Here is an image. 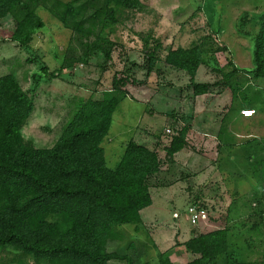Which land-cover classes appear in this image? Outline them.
I'll return each instance as SVG.
<instances>
[{
  "label": "rangeland",
  "instance_id": "374dc122",
  "mask_svg": "<svg viewBox=\"0 0 264 264\" xmlns=\"http://www.w3.org/2000/svg\"><path fill=\"white\" fill-rule=\"evenodd\" d=\"M31 1L43 27L27 47L8 40L13 17L0 20V76L13 75L32 99L20 132L23 139L34 148L51 147L78 104L100 99L115 77L126 81V97L112 113L100 143L104 166L116 165L129 140L155 151L160 162L158 172L146 181L151 204L139 212L136 229L129 224L116 227L118 239L105 250L128 256L132 264H157L159 253H171L187 237L225 228L230 259L264 264V81L245 74L252 67V41L239 32H254L264 0H139V10L117 11L114 23L104 15L105 0H22L27 5ZM54 1L71 2L68 13L63 6H57L55 14L43 9ZM244 14L248 17L240 27ZM198 44L209 65L197 69L194 81L220 82V73L230 72L231 65L237 70L231 90L218 85L210 91L221 89L231 98L219 139L230 146L220 151L204 141V126L192 128L195 101L187 76L162 63L167 50ZM104 52L109 54L106 59ZM151 53L158 58V73L146 75V55ZM206 100H200L201 113ZM238 101L254 107L255 116L235 118ZM183 125L188 126L185 145L169 162L164 149ZM229 130L245 136L235 138ZM200 133L204 136L196 139ZM190 205L203 212L193 225ZM183 250V262L192 259L183 258ZM0 264L36 263L0 248ZM213 264L225 262L217 258Z\"/></svg>",
  "mask_w": 264,
  "mask_h": 264
},
{
  "label": "trees",
  "instance_id": "16d2710c",
  "mask_svg": "<svg viewBox=\"0 0 264 264\" xmlns=\"http://www.w3.org/2000/svg\"><path fill=\"white\" fill-rule=\"evenodd\" d=\"M54 3L42 7L53 13L57 6H63L66 14L72 4ZM34 7L32 1L27 5L22 0H0V20L13 17L8 40L18 47H27L43 27ZM140 7L139 0H105L104 15L114 23L117 11L132 12ZM247 17L244 14L238 26H243ZM239 32L250 35L252 41V67L245 74L264 81V13L256 18L253 33ZM154 53L146 55V75L158 73ZM108 55L104 52L105 59ZM162 63L187 76L192 97L210 93L218 85L231 90L230 79L237 73L231 65L230 72L220 73V82L194 81L197 69L209 65L199 44L167 50ZM125 82L112 77L110 89L102 92L100 99L87 98L78 104L51 147L34 148L20 133L32 111V99L13 75L0 76L1 249L9 248L36 264H132L128 256L108 252L105 246L118 239L116 227L129 224L136 229L139 212L151 204L146 181L158 172L160 162L155 151L129 140L123 144L116 165L112 169L104 166L100 143L112 113L126 97L122 90ZM187 129L183 125L170 138L164 149L167 161L184 147ZM182 246L193 256L186 264H213L217 258L225 264H246L230 259L225 228L190 237ZM157 264H171L167 253L158 254Z\"/></svg>",
  "mask_w": 264,
  "mask_h": 264
},
{
  "label": "crops",
  "instance_id": "0c3cea01",
  "mask_svg": "<svg viewBox=\"0 0 264 264\" xmlns=\"http://www.w3.org/2000/svg\"><path fill=\"white\" fill-rule=\"evenodd\" d=\"M205 98L207 99L204 104L205 110H204V113H201L199 111L201 110L200 107L203 105L202 103H200V100H203ZM228 98L229 97L227 96L226 91L221 90V89L217 91L216 93H207L201 96H195L193 99L195 101V107L193 108L192 112L190 111L192 113V114L190 113V117H192V128L194 129V131L195 129H198L199 126H204L205 127L204 130H206V133H205L206 136H205L204 141H206V144H208L209 146H215V149H217V151H220L222 147L226 146L227 144H229L227 146H230V143L219 140L223 134V123L222 122L225 118L224 110L227 108L229 109L231 107V106L228 107L227 105V103L231 101V98L229 99ZM236 104L237 105L235 106V109H236L235 118L238 117L242 119H249L248 117H244L239 114V111L243 109L254 110V115H252L251 117L255 116L256 109L254 107L245 105L242 101L240 102L238 101ZM200 130L201 129H199V131ZM228 133L230 135H233L235 138H242V136H245L244 134H239L237 132L233 133L231 130H229ZM200 136H204V134L202 135L200 133L199 136H195V137L196 139H200L202 138ZM236 144L238 143L233 142V146H235ZM210 169H212V167H210ZM189 238L187 237L186 240H188ZM181 248L184 249V247L181 245L179 247L174 248L173 251L171 250V253H167L168 260L171 264H186L185 262L190 261L188 258H191L192 256L183 250L181 252L184 254L183 258L185 257V255H189V257H187L188 260L183 262L182 257L180 256ZM171 256H173V258ZM176 256L180 257L179 258L180 261H176V258H175Z\"/></svg>",
  "mask_w": 264,
  "mask_h": 264
},
{
  "label": "built area",
  "instance_id": "2783aa9c",
  "mask_svg": "<svg viewBox=\"0 0 264 264\" xmlns=\"http://www.w3.org/2000/svg\"><path fill=\"white\" fill-rule=\"evenodd\" d=\"M239 114L244 117H251L252 115H254V110L243 109L239 111ZM187 213H188L189 223L191 225L195 224L198 221L200 215L203 214V212L194 205H190V207L187 208Z\"/></svg>",
  "mask_w": 264,
  "mask_h": 264
}]
</instances>
